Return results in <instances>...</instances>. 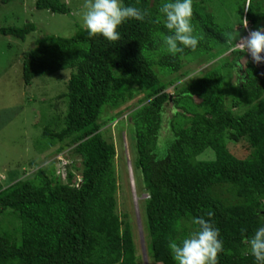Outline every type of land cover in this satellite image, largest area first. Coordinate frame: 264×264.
Returning <instances> with one entry per match:
<instances>
[{
	"label": "trees",
	"instance_id": "16d2710c",
	"mask_svg": "<svg viewBox=\"0 0 264 264\" xmlns=\"http://www.w3.org/2000/svg\"><path fill=\"white\" fill-rule=\"evenodd\" d=\"M163 2L123 0L147 8L150 15L122 24L117 42L90 37L78 27L70 38H39L22 56L24 86L37 77L69 71L59 96L65 99L64 114L50 119L60 127L44 128L46 143L38 147L57 143L55 153L61 152L67 163L56 159L57 165L40 167L30 161L35 168L31 175L16 171L0 180V216L17 220L3 229L0 219V264H138L130 222L117 209L115 149L99 122L104 107L117 109L134 93L137 107L128 120L136 169L147 194L141 220L149 260L176 264L169 242H181L197 227L193 218L208 219L212 211L224 247L219 264H256L246 240L264 226V75L248 60L242 84L235 85L238 97L227 105L218 69L233 70L243 54L230 52L232 59H218L170 95L167 86L186 74L167 82L159 75L178 73L193 62L203 67L224 55L229 46L223 33L234 29L219 25L204 0H193V23L204 38L195 51L185 48L172 55L163 44V36L171 34L159 13ZM35 8L70 12L59 0H36ZM237 13L240 23L245 15L261 26L264 0H240ZM35 29L32 23L0 27V35L24 42ZM156 67L161 73H155ZM242 140L249 143V153L238 158L227 143Z\"/></svg>",
	"mask_w": 264,
	"mask_h": 264
},
{
	"label": "rangeland",
	"instance_id": "374dc122",
	"mask_svg": "<svg viewBox=\"0 0 264 264\" xmlns=\"http://www.w3.org/2000/svg\"><path fill=\"white\" fill-rule=\"evenodd\" d=\"M36 0H12L7 4L0 1V27L22 26L32 23L36 29L30 33L24 42L18 41L11 36L0 35V178L6 177L16 171L31 175L35 168L31 167L30 161L38 166L57 165L56 159L62 154L55 153L58 144L38 149L41 144L46 143L42 132L44 128L56 130L59 121L53 122V117H62L65 111V99L59 97L65 92V83L69 71H59L51 75L40 76L33 80L31 85L24 86L21 79V58L35 46V42L44 36L54 35L61 38H70L77 32L78 27L83 26L82 15L85 11L84 0H59L70 9L69 13H51L47 10H37ZM240 0H204V6L213 12L216 22L225 27L233 28L241 33L239 29L240 17L237 13V5ZM231 57L230 51L219 58L210 61L206 66L190 63L181 68L178 73L161 77L167 82L175 76L185 73V76L166 88V92L175 95L177 88L183 87L196 77L205 68L215 65L220 58ZM234 67L242 66L245 72L246 56L238 54ZM232 59V58H230ZM238 63V64H237ZM227 66L219 68L221 89L224 93L226 104L229 105L233 98L238 97L236 93L237 84H242V74ZM201 70V71H200ZM264 75V68H260ZM161 73L155 68V73ZM186 72H190L187 74ZM135 88V87H133ZM137 93L132 99H127L116 108L104 107L99 117V122H104L101 133L107 142L113 144L115 156L113 168L117 183V209L125 213L130 222L136 257L138 264H153L146 253V241L141 220V209L146 192L142 189L141 177L136 169L132 149L131 126L128 120L129 112L137 107ZM198 100V98H196ZM245 106L241 107V110ZM123 110L122 115L109 121L110 117L118 111ZM60 127V125H59ZM228 150L238 158H243L249 153V143L241 141L237 144L227 143ZM67 152L64 150L62 153ZM208 157V156H207ZM229 195V194H227ZM225 194V196H227ZM229 197V196H228ZM230 198V197H229ZM1 227L7 229L17 224L13 217L4 218Z\"/></svg>",
	"mask_w": 264,
	"mask_h": 264
},
{
	"label": "clouds",
	"instance_id": "9594fccd",
	"mask_svg": "<svg viewBox=\"0 0 264 264\" xmlns=\"http://www.w3.org/2000/svg\"><path fill=\"white\" fill-rule=\"evenodd\" d=\"M83 7V26L89 36L100 35L109 42L121 39L118 28L128 20L144 21L150 15L147 8L125 5L123 0H84ZM247 8L246 5L245 10ZM159 13L163 18L164 27L171 33L163 36L167 52L176 55L183 53L185 48L195 51L204 36L202 32H197L193 23V0H164L159 7ZM159 19L160 17L157 22ZM248 21L244 15L239 25L240 34L237 31L224 32L225 43L230 52L239 51L244 56L248 53L254 63H264V28H260L264 24L255 26L249 21L257 29L249 30L247 36H241L242 25L247 29ZM248 60L249 58L244 59L245 63ZM206 215L208 219L204 216L193 218L192 223L197 227L181 242H169L168 248L176 264H219V254L224 251L223 241L219 238V229L211 219L214 213L209 211ZM246 243L250 246L256 264H264V226L259 227L254 235L247 238Z\"/></svg>",
	"mask_w": 264,
	"mask_h": 264
},
{
	"label": "built area",
	"instance_id": "2783aa9c",
	"mask_svg": "<svg viewBox=\"0 0 264 264\" xmlns=\"http://www.w3.org/2000/svg\"><path fill=\"white\" fill-rule=\"evenodd\" d=\"M248 21V20H247ZM260 28H264L263 27H260ZM257 28L253 27V25L248 21V28L246 29L243 25H242V35L241 36H247L248 35V32L249 30H255ZM245 55L247 56V58H249V60L254 63L250 57V55L248 53H245ZM255 65L259 66V67H263L264 68V63H260V64H257V63H254ZM60 161V165H65L67 163V161L61 156V158L58 159Z\"/></svg>",
	"mask_w": 264,
	"mask_h": 264
},
{
	"label": "flooded vegetation",
	"instance_id": "af4514ba",
	"mask_svg": "<svg viewBox=\"0 0 264 264\" xmlns=\"http://www.w3.org/2000/svg\"><path fill=\"white\" fill-rule=\"evenodd\" d=\"M245 64H246V63H245ZM236 67H237V68H236V69H234V71L236 70V71H237V73L239 72L240 74H242V71H243V70L241 69V67H242V66H240V65H237Z\"/></svg>",
	"mask_w": 264,
	"mask_h": 264
}]
</instances>
